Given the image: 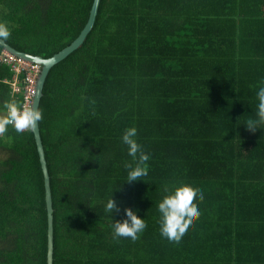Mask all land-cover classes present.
I'll return each instance as SVG.
<instances>
[{
	"label": "trees",
	"instance_id": "1",
	"mask_svg": "<svg viewBox=\"0 0 264 264\" xmlns=\"http://www.w3.org/2000/svg\"><path fill=\"white\" fill-rule=\"evenodd\" d=\"M94 0H0L6 42L44 59L69 47ZM4 47L0 44V56ZM14 72L0 62V106ZM264 0H101L84 44L49 73L39 121L54 209V264H264ZM150 154L126 182L128 127ZM202 191L180 247L160 239L164 188ZM148 227L113 240L111 196ZM45 177L32 130L0 135V264H48Z\"/></svg>",
	"mask_w": 264,
	"mask_h": 264
},
{
	"label": "clouds",
	"instance_id": "2",
	"mask_svg": "<svg viewBox=\"0 0 264 264\" xmlns=\"http://www.w3.org/2000/svg\"><path fill=\"white\" fill-rule=\"evenodd\" d=\"M11 35L12 32L8 25L0 22V42L6 43ZM256 99L258 101L256 118L248 119L243 124L247 130L252 132L264 128V81H261V86L258 87ZM42 119V110L35 105L24 107L14 98H10L0 106V135L7 133L10 127L17 134L34 130ZM137 136L138 129L132 126L126 128L120 137V142L127 149V155L131 157V162L125 164L127 170L125 181L129 183L144 180V177L148 175L147 162L151 158L138 142ZM164 192L167 194L157 205L160 239L170 247H180L201 216L199 203L203 202L204 193L189 188L169 189L168 187L164 188ZM120 210V205L113 198L112 192L104 202V212L112 220L113 215L118 214ZM123 211L125 219L115 222L112 220V239L130 238L136 241L148 225L144 218L138 216V210L126 207Z\"/></svg>",
	"mask_w": 264,
	"mask_h": 264
},
{
	"label": "water",
	"instance_id": "3",
	"mask_svg": "<svg viewBox=\"0 0 264 264\" xmlns=\"http://www.w3.org/2000/svg\"><path fill=\"white\" fill-rule=\"evenodd\" d=\"M101 0H94V4L91 10L89 22L86 25L85 29L81 33V35L67 48L62 50L60 53L56 54L54 57L49 59H44L40 56H33L27 53H22L17 51L16 49L9 46L7 43L0 42V44L4 47V50L26 60L34 64L41 65L43 70L42 74L38 81L37 86V94L34 99V105L40 108L41 100L44 95V87L46 80L50 71L59 63L64 61L68 58L72 53L77 51L86 41L88 35L91 33L96 18L98 16V11L100 8ZM32 132L35 135L38 152L40 155V162L43 170V174L45 177V189H46V202H47V210H48V223H49V230H48V264H54V209H53V199H52V191H51V182H50V175L48 171L46 156L44 145L41 137L40 125L39 122L37 126Z\"/></svg>",
	"mask_w": 264,
	"mask_h": 264
},
{
	"label": "built area",
	"instance_id": "4",
	"mask_svg": "<svg viewBox=\"0 0 264 264\" xmlns=\"http://www.w3.org/2000/svg\"><path fill=\"white\" fill-rule=\"evenodd\" d=\"M0 62L10 66L14 72V78L11 81L12 92L14 94L23 93L24 107L33 106L38 81L43 70L42 66L26 61L6 50L0 56Z\"/></svg>",
	"mask_w": 264,
	"mask_h": 264
},
{
	"label": "rangeland",
	"instance_id": "5",
	"mask_svg": "<svg viewBox=\"0 0 264 264\" xmlns=\"http://www.w3.org/2000/svg\"><path fill=\"white\" fill-rule=\"evenodd\" d=\"M0 22H3V21H0ZM5 23V22H4Z\"/></svg>",
	"mask_w": 264,
	"mask_h": 264
}]
</instances>
